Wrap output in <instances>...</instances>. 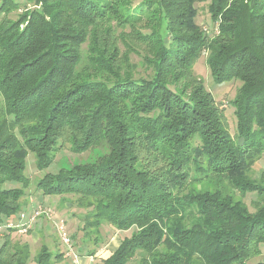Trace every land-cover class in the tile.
I'll return each instance as SVG.
<instances>
[{"label": "trees", "instance_id": "1", "mask_svg": "<svg viewBox=\"0 0 264 264\" xmlns=\"http://www.w3.org/2000/svg\"><path fill=\"white\" fill-rule=\"evenodd\" d=\"M34 1L41 7L15 20L8 13L19 2L0 4V224L23 207L30 152L44 171L66 142L74 153L105 142L96 161L34 184L46 196L77 195L93 217L84 228H134L104 264H247L262 255L264 170L258 180L252 169L264 156V0ZM200 2L216 34L197 23ZM85 44L92 66L80 69ZM204 52L216 84L241 82L235 133L194 71ZM10 237L0 264H76L47 243L32 256Z\"/></svg>", "mask_w": 264, "mask_h": 264}, {"label": "rangeland", "instance_id": "2", "mask_svg": "<svg viewBox=\"0 0 264 264\" xmlns=\"http://www.w3.org/2000/svg\"><path fill=\"white\" fill-rule=\"evenodd\" d=\"M3 0H0V4ZM20 6L18 9L12 10L8 13V16L12 19H17L20 14H30L32 10L39 9L40 3L34 0H16ZM198 7V15L196 18L197 23L201 28L209 35L217 33V23L212 20L211 14L208 10V2H200L196 4ZM29 17V16H28ZM27 25V22L23 23L22 28ZM121 29L117 30V34L120 33ZM122 50H124L123 44H120ZM84 58L80 65V69L85 66H92L89 61L88 55L91 53L88 49V44L83 47ZM207 53L204 52L194 64V71L196 75L203 81L205 87L213 93L217 103L224 110L225 119L231 133L236 131V116L235 109L231 103V100L235 97L238 88L241 85L239 80L229 81L223 84H216L214 81L211 70L207 64L206 59ZM139 62V57L135 54L132 55L131 62ZM140 66H138L139 68ZM141 72L144 74L143 67H140ZM4 106V100L0 94V110ZM108 145L104 142L98 147L92 148L83 153H74L70 148V143L66 142L56 153L55 159L47 170H40L36 164V157L33 153H29L27 157V169L26 175L32 181L29 188L26 189L25 196L21 199L23 207L20 211H30L35 205L50 206L53 209L52 217L49 216L41 217L43 219L44 226H37L35 223L27 234H23L16 229H11L8 232L0 234V247L5 241L6 234L10 233L12 245L23 243L27 235H31L34 231L38 230L42 234L41 238L38 234H35V241H31L30 247L32 256L38 252L43 243H47L53 250L64 251L68 260L77 259L79 255H94L99 254L98 261L96 264H104V257L109 255L113 251L116 245L125 237L130 236L134 228L130 230H117L109 223H103L100 230L95 227L88 226L84 228V219L88 218L91 220L93 217L89 215V209L86 206L81 205L78 202V196L73 194H66L63 196H50L44 195L40 191L35 189V181L42 177L46 172L57 173L62 167L71 168L77 164H85L96 161L99 157L103 156L108 151ZM264 170V156L257 159L253 169L252 178L260 179L261 173ZM18 184L9 183L8 186H17ZM207 184L197 185L196 188L203 190L207 188ZM237 197H240V192H236ZM257 197L256 193L248 192L243 200L249 206L251 211H254L260 204L254 203ZM258 199V197H257ZM19 211V212H20ZM18 212V213H19ZM17 213V214H18ZM16 214V215H17ZM59 219H64L68 226L69 232L71 233L74 252L68 255L67 250L61 243L56 224ZM11 220V219H10ZM38 220V219H37ZM40 221V220H38ZM38 221H36L38 223ZM37 226V227H36ZM93 250H96L94 254H91ZM76 256V257H75ZM258 261H264V248L263 254L252 258L247 264H255ZM75 262V261H74ZM31 261L30 264H34Z\"/></svg>", "mask_w": 264, "mask_h": 264}, {"label": "built area", "instance_id": "3", "mask_svg": "<svg viewBox=\"0 0 264 264\" xmlns=\"http://www.w3.org/2000/svg\"><path fill=\"white\" fill-rule=\"evenodd\" d=\"M45 214L46 216L52 217L53 209L50 206H38L31 211H20L14 219H11L4 224H0V234L8 232L11 229H16L23 234H27L37 219ZM56 228L61 240V243L67 250V254L71 255L74 252L73 241L71 233L69 232L68 226L64 219H59L55 222ZM76 257V256H75Z\"/></svg>", "mask_w": 264, "mask_h": 264}, {"label": "crops", "instance_id": "4", "mask_svg": "<svg viewBox=\"0 0 264 264\" xmlns=\"http://www.w3.org/2000/svg\"><path fill=\"white\" fill-rule=\"evenodd\" d=\"M40 204L38 206H40ZM38 206L35 205L33 207L36 208ZM44 216H45V214H43L42 216H40L38 218V220H40V221L37 220L38 221V223L36 222L37 226H44L43 219H41V217H44ZM35 234H38L39 238H41L40 235L42 236V234L39 232V228H38V230L34 231L31 235H27L26 238L24 239L23 243L29 244L31 241H35ZM120 243H121V241L116 245L115 249L113 251H111V253L109 255L104 257V259L109 257L119 247ZM98 256H99L98 253H96L94 255H79V257L77 259H75V260L73 259V261L71 260V262L75 261L74 263H76V264H96V262L98 261V258H97Z\"/></svg>", "mask_w": 264, "mask_h": 264}]
</instances>
